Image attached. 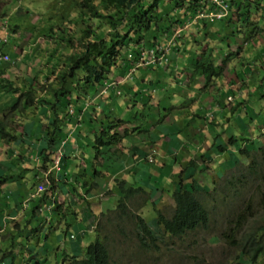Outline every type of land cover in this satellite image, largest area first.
I'll return each mask as SVG.
<instances>
[{
    "label": "trees",
    "instance_id": "1",
    "mask_svg": "<svg viewBox=\"0 0 264 264\" xmlns=\"http://www.w3.org/2000/svg\"><path fill=\"white\" fill-rule=\"evenodd\" d=\"M160 1L165 3L169 2L173 5V11L170 15H167L168 12L158 11ZM7 4V0H0V19L7 13ZM63 8V13L60 12V25L68 26L69 23L74 24L78 20L79 22H84L86 28L83 32V36L79 39V44H81L85 38H88V42L80 48L79 52L71 54V56L68 58L66 57L67 59L65 60L63 59L64 64L60 68H63L64 70L57 75L60 79V85L52 89L58 95L65 94L66 90L70 93L76 92L77 96H85L88 93L94 94L95 91L93 90L101 87L111 72L114 71L113 75L115 74V66L121 64L120 60L122 61L125 58L124 56L130 53L134 45L143 43L146 40L145 35L147 31L148 33L151 31L157 32V39H159V36L162 37V32H169L171 27L175 25H184L189 20L194 19V17L200 12L206 14L204 18H201V24L203 26L202 31L208 29V31L204 33V36L210 35L209 30L211 32H213V30H220V32L223 33L226 45L229 48L231 43L228 38H231L232 36L234 37L235 32H239L234 29L237 28L238 24H240L241 27L248 29L247 34H256L259 31L258 28H262L261 23L264 25V0H78V2H75L68 12L65 10V7ZM180 9L183 11L181 15L177 11ZM156 11H158V13ZM162 15L167 18L164 19ZM209 15L212 17L210 18ZM254 16L257 21H253ZM233 18H235L236 21H233ZM163 21L165 23L162 27L160 23ZM258 21L259 26L257 25ZM192 28L194 30L197 29V31H201L198 30L199 26L194 25ZM62 30L63 32L65 31V29ZM65 33L67 32L65 31ZM68 34L70 35L69 39H72L73 37L71 36V33L68 32ZM245 36L246 33L243 34V37ZM208 37H211V35ZM153 39H156V37H153ZM71 41L72 40H70V42ZM192 41L195 43L193 39ZM190 45L195 48L193 44ZM7 49L8 47L6 46V42L0 41V50L5 52ZM193 50L194 51L191 50L190 62L188 64H183V66H181L182 68L175 70L177 74H181L186 68H190L193 71V75L189 78L197 76L199 79L203 75L211 77L218 76L222 73L223 67L218 66L221 59H217L216 56H214L216 52L214 44L203 47L200 50ZM200 51H202L201 54L197 55ZM38 56L39 54H36L32 59H35ZM232 57L235 58L234 55H223L221 65H226L227 63L230 65L233 61H238L236 58L233 60ZM170 58H172V55H170ZM56 59H59V57H56ZM236 67L237 64L232 68L233 72H235L234 74L238 79L242 80L243 77L241 76V72H238L239 70L241 71L242 68L238 66L237 68H239V70L236 72ZM171 73L172 70L170 71L169 68H166L164 73L160 76L147 78L144 82L150 84V87L157 86L161 84L163 77L165 81V78L167 79ZM68 75L70 76V79H65ZM66 81L67 84L64 85V82ZM197 83L198 81L194 84L196 85ZM137 90L143 91V86L140 85L137 87ZM139 91H136V93L135 90L132 91L131 97H129V95L123 90L110 87L107 93L108 97L115 94L118 99H121L122 101H129L126 106L128 108H135L139 106L142 101L141 97L138 96L141 95L142 92ZM35 99L38 98L32 94H28L26 102L21 106H19V102H13L12 106L7 104V106L0 107V149L1 145L3 146V149L6 148L5 157H0V163H8V166H2L6 169L8 167V173L0 178V185L9 183L10 180L21 181L23 178V173H16L12 169V167L17 166L19 163L20 165L23 164V167H26L27 163L24 159L23 151L20 150L15 152L13 150V146H17V148H21V146L16 144V139L13 135H9V133L4 131V127H9L10 129L15 130L12 124L15 118L19 116L17 113H23L27 107H31L35 103ZM82 106H85V103L78 104L76 108L77 113H81ZM88 110L93 114L95 107L92 105ZM135 118L138 119L139 116L135 115ZM123 122L128 121L115 119L109 123V126L106 129L99 133L97 141L99 140V146L101 149H98L96 154L102 152L105 147L108 151L109 146H113L119 142L120 139L118 137H120V135L116 133V128ZM224 122L225 121L222 123ZM130 126V129L127 130L129 132H136L135 127L133 125ZM65 128L66 127L63 125V122L56 115V117L48 123V140L46 148H38V150L32 149L35 156L39 154V160L41 163L40 167L42 169H47L51 166L50 156L52 155L56 144L67 136ZM230 128L231 127L229 125L228 130H230ZM231 132L232 133L230 134L228 140L221 136L220 133H217L213 136L215 139L211 144V148L212 146L215 148V154L219 158L228 151H233L236 153V156H242V159H240L239 162L232 161V158L229 161L228 159L221 161V164H223L226 170L224 174L229 173L227 185L221 190L222 195H225L227 199H232V189H240L241 194L248 190L253 183H255V179H253V177L261 178L263 180V185L258 184L256 185V188L258 190L264 189V175L259 176L254 172V168L257 164L256 159H252L247 163L248 169H250H246L247 172H243L242 170L235 171V173L231 172L236 168H242L240 163L246 164L248 158L247 154L255 152L259 148L256 147L255 149H249L251 142L254 140L251 139V137L247 139V135L245 136L244 130L240 129L239 132L233 130ZM6 136H9V139H5ZM237 139L241 140L240 147L236 144ZM173 141L176 140L173 138ZM79 142V148L81 147V149H84L85 145L83 140L80 139ZM138 149L139 145L132 147V152L129 157L135 158V156H137L136 153ZM65 150L66 148L63 153L64 163L61 161L62 167L58 170H52L48 175L42 174L39 182L31 184L32 190H34L38 185H42L44 187L39 194L40 198L46 197L49 193L54 191L64 193V183L68 184L71 181H76L74 175L75 167L78 170L79 177H81L86 186V191L88 189L91 190V185L95 182V178L100 175L101 168L96 164L91 162L89 163L88 158L83 154H80L79 158L78 154L75 155L71 150L69 152ZM76 158H79V160L76 161ZM102 158L104 161L107 160L106 157ZM68 159L70 166L67 168ZM105 163L106 164L103 165V170L109 172L110 165H107L109 164V161ZM119 163L125 164L124 160H119ZM87 164H89V169L91 170L90 172L85 169ZM142 165H144L143 162ZM190 165L191 171H186L187 173L185 172V176H183L184 178L180 177L182 179V185L181 183L180 185L177 183L176 188L174 187L171 191V197L174 200V204L169 216H166L161 210L157 209L155 211L156 214L153 221L155 226H150L141 215L133 214V212L130 214L126 204L124 203L125 198L133 197L137 194H139L141 198H144V192H142L143 188L141 186H136V184L134 185L131 183V185H128L124 183V185L122 184L123 186L121 185L118 190L115 191L121 193L115 203V209L119 210L121 218V224L117 225L118 228L113 230L108 227L105 222H101L99 225L97 223H95V225H88L90 229L94 226V229L99 231L98 238L90 243L88 251L82 254L81 257H77V254L74 255L72 253L67 255V253L63 251V257L59 263L112 264L111 249H116L118 245L123 243L128 244L132 239H135L138 243H136L137 249L132 255V264H141L139 258L142 257L143 254L149 255L160 250L173 249L174 246L172 244L170 246L167 245L174 237H182L188 232L202 226L207 227L209 224V211L204 203V194L208 193V190L203 187L199 188L195 186L194 180L192 181L191 186L183 184V181L185 182L188 179H193L192 177L194 176L196 169L195 161L190 160ZM123 168L129 173L132 171V169ZM203 169H206L209 173L211 171L215 172L214 168H209L207 165L204 166L202 170ZM93 174L94 182L92 183L90 175ZM26 178H28V176ZM215 181L216 180H212V182ZM60 182H63V184L60 185ZM150 183L154 185L153 181H150ZM160 190L162 189H160L159 186H155L153 193L151 195L148 194L146 198H157L158 195L161 194L158 193ZM77 194L79 197L82 196L78 192ZM69 195L72 196V193L69 192ZM105 195L112 196L108 192H106ZM221 198L222 196L218 195L214 198V200L219 201ZM233 201L236 203L238 202L237 200ZM44 208H46V210L48 209L46 206H44ZM241 209V211H238V218L235 219L238 227H241L244 224L245 219L250 216V213L245 205H241ZM40 212H42L41 205L34 207L32 209L31 216L25 218L24 225L22 224L21 226L20 223L19 225L15 224V228L19 232L23 231V227L28 224L30 225L33 221V217H40L43 215V213ZM105 214V211L101 212L100 210L99 214H93V216L96 218L98 216L102 217ZM125 217H127V219ZM131 218H133V222L135 220L134 229L127 231L126 227L128 226V222L131 221ZM44 220L52 221L54 219H51L48 216L42 217L40 223ZM5 231H9V229H2L0 227V240H3ZM108 231L110 233L117 232L121 235V237L119 240L110 238L105 235ZM64 233H66V231H64ZM130 235H133L134 238H131ZM223 236L225 240L227 238H231L232 241H235L236 238L239 239V241L236 242V250L244 255L246 264H256L257 262L264 264V259H260L264 254V226H261L260 228L248 229L244 232L240 231V233H238L236 225H229L224 230ZM39 238H41V234ZM116 243H118V245ZM32 252L35 253L33 249Z\"/></svg>",
    "mask_w": 264,
    "mask_h": 264
},
{
    "label": "rangeland",
    "instance_id": "2",
    "mask_svg": "<svg viewBox=\"0 0 264 264\" xmlns=\"http://www.w3.org/2000/svg\"><path fill=\"white\" fill-rule=\"evenodd\" d=\"M7 16L1 20L2 23H6L9 26L12 25H20L21 31L23 33L29 32L34 34V31H30L33 28V25L39 27V25L43 24L44 22L47 23L49 17L52 19L54 18L55 21V29L60 30L63 28L60 25V15L65 7V10L68 12L70 8L75 4V2H78V0H7ZM60 7V10H59ZM173 5L165 2L160 1L159 2V10L161 12H168L167 15H170ZM19 8V10H17ZM158 11H156L158 13ZM179 14H182V10H177ZM164 19L167 17L162 15ZM255 16L253 18V21L255 20ZM233 21H236L235 18L232 19ZM202 19L200 18V24ZM164 21L160 23L162 27L164 26ZM70 24V23H69ZM71 29L70 32L73 33L74 37L77 38L80 36L81 29H84L85 26L81 23L78 24H70ZM212 25V23H211ZM48 26L50 24H47L46 31L48 30ZM59 26V27H58ZM173 27H177L176 25ZM187 27V26H185ZM193 27V26H192ZM191 26L188 28L189 32L195 33L194 29ZM203 28V26H202ZM210 29V27H209ZM208 29L205 31H202L201 34L197 37L199 39L197 42L194 41L193 43L192 39H188L187 34L186 39L188 42L186 43V46H189L190 44H193L194 47L197 45H201L202 43L200 41H204L205 43H209L211 40L216 41L215 49H219L215 52L214 56H216L217 59H220V57H223V55L227 53H232L233 50L226 45V41L224 38L223 33L220 32V30H213L211 32L209 30L210 35H212L209 39L208 35L204 36V33H206ZM216 32V33H215ZM264 32V30L262 31ZM157 32L151 31L148 33L146 32L145 39L146 44H149V39L152 36H157ZM198 33H196L197 35ZM0 37H4V31L0 30ZM30 37V35H29ZM160 38V36H159ZM193 38H195L193 36ZM230 43H233L235 39L228 38ZM162 40V39H161ZM241 40H238L237 43L241 44ZM201 43V44H200ZM161 44V42H160ZM54 44H52L53 46ZM252 44L250 43V46ZM259 46L256 47V49ZM17 48H21V45H17ZM72 47H65L63 45V50L65 53L72 52ZM172 49V48H171ZM173 51H176L175 48L172 49ZM182 48L177 47L176 55L182 53ZM39 54L43 55L40 59H46L47 55L45 53V49L43 47L39 48ZM253 55V50H250L249 52L246 51V48L243 46L241 48L240 52L237 54L236 59L238 61H233L232 64H223V71L218 79H215V84L217 85V89H225V86L229 79H231L234 75L233 73V67L237 64V67L239 66L240 61H244L246 58L249 57V55ZM172 55V53H171ZM251 55V56H252ZM170 58V55L165 57V59ZM39 59V58H38ZM59 59H67L66 56H60ZM165 59H161L158 61V65L156 68H161L163 61ZM234 60L235 58L232 57ZM184 60V59H183ZM263 60V59H262ZM187 61V60H185ZM248 62L256 63L260 65L263 62H259L258 59H250ZM221 63V60L220 62ZM236 63V64H235ZM1 67H6L7 64L5 62H0ZM221 66V65H219ZM236 67V68H237ZM182 68V67H181ZM171 69V68H170ZM11 70L12 75L14 78H19L21 76V71L9 67L6 69V71ZM174 74V69L172 68ZM187 71L190 72V68H187ZM57 72H61L60 70H57ZM148 74L154 75V73L148 72ZM151 75V76H152ZM244 75V74H243ZM249 74L247 75V77ZM251 80L257 81L256 75H254ZM5 81L4 77L1 75L0 72V104L6 102L9 106H12L13 100L16 97H12V94L8 93V91L2 89L1 83ZM19 82L18 85H21L22 81L19 79L17 80ZM201 82H204V78H200ZM263 84L257 87V97L254 95L252 98L253 103L250 104L249 109L247 111L240 110L235 111L233 113H230L227 109H223L224 113H218L217 114V120H222L224 116L232 115V125L230 126V131L233 130H239V127L241 130H244L245 136L251 137L254 141L251 142L249 149H255L259 141H264V133H261V130L264 131V78H263ZM16 84V83H15ZM250 91L253 89L252 85H249ZM58 87V81L52 80L51 82H39L37 83L35 90H41L44 89L45 92H50L53 88ZM244 88H247L246 82L242 85L241 88L238 89L239 93L241 95L244 94ZM215 91L212 90V87H208L204 90V92L199 93L198 95L195 93H190L188 90L185 89L186 94L183 95L184 100L187 101L188 104L186 106L190 105V108L198 107L200 104H203L204 106H207L209 104H215V102L211 98V93ZM48 93L47 96L52 99L51 95ZM195 95V96H194ZM176 97L177 99L174 101L173 104H177L180 97L176 95H172ZM194 96V97H193ZM222 98L225 97V95L221 96ZM76 94L73 95V100H75ZM146 99V98H145ZM65 101V99H64ZM118 104L120 106V111L122 112L123 116L130 117L134 114H137L140 116V114L146 112V109H135L132 110L131 108H126L125 105L122 103L121 99H118ZM147 102V99L144 101V103ZM56 103V102H55ZM53 103L54 107L58 109L56 104ZM234 104V103H233ZM232 102L228 104V107H231ZM7 106V105H6ZM117 107V104H116ZM30 110V107H28ZM25 109V108H24ZM114 110L115 108L112 106V104H107L102 106V117L99 119V121L102 123V125L105 127L108 123H111L114 121ZM118 110V107H117ZM23 111V110H22ZM119 112V111H118ZM30 112H25L24 116H17L13 122L14 128L19 130L21 132L22 123H24V118L28 119ZM182 112H172L169 113L167 116L165 115L163 117L162 125L164 128H167L168 122L173 121L176 118H179L182 116ZM89 118L91 117L89 113L86 114ZM44 121L41 123L47 124L48 119L43 118ZM40 123V124H41ZM175 122H171L170 124H173ZM63 125H65L63 123ZM130 125H133L135 128L138 126L137 120H130L128 122L121 123L116 128V133L120 135L118 137L123 142V146H121L119 149H125V145H129V148H132L134 146L139 145V149L141 154L144 153V151L149 149V146L151 147V153L152 154H159L160 157L158 159H155V164L148 170L144 171V173L140 172L138 173L140 167L138 165V159L139 156H136L135 158H130L129 156L124 158L125 166L127 169H134L130 173L125 170V174L122 175V179L126 180L128 185L136 184V186H141L143 188V191H146L152 186L148 183V177L151 175L152 170H156L155 174L159 173L160 176H164L163 178H160V180H155L156 183H158L159 188L161 187L162 190L158 191V193H161L160 196L157 198L148 199V202L144 204V206L138 205L136 202L137 195L133 197L125 198V204L130 212V214H137L141 215L146 222L150 226H155L154 219H155V211L161 210L166 216H169L171 214V209L173 207V199L171 197V191L174 189V183L171 185V182L175 179L182 176L183 171L186 170V168L190 165V160H194L196 166L198 167L197 171H195L193 179H188L184 183L188 186H191L192 181H195V186L199 188H205L208 190V193L204 194V203L206 208L209 211V224L208 226L199 227L193 231L188 232L187 234L183 235L182 237H174L171 242L167 245L170 246L171 244L174 246L173 249H165L160 250L157 252H154L152 254H143L142 257L139 258L141 264H246L245 257L242 253H239L236 250V242L239 241L238 238L235 239V241H232L231 238L224 239L223 232L224 230L229 226L236 225L238 228V233L240 231L244 232L248 229L253 228H260L261 226H264V189L258 190L256 188V185H263V180L253 177L255 179V183L246 190L243 194H241V190H235L232 189V199L226 198L225 195H222V189L226 187L227 181L229 180V173H226L225 167L223 164H221V161H224L226 159L232 161L239 162L240 159H242V156H236V153L233 151H228L226 154L221 156L220 158L218 156H215L213 149L211 148V152L208 151V144L210 145L211 138L205 134L198 132L196 130L188 129L189 133L193 134H200V137H193L192 135H183L185 144H189L188 151L185 153L181 150H179L177 147L179 146V143L177 141H171L170 139L167 140L166 143L163 144L162 148L158 150L160 143H148L145 139L138 137L137 132H129L127 129H130ZM46 126V125H45ZM24 128V125H23ZM170 130L173 129V126H168ZM205 129V127H204ZM24 133V129H23ZM164 129L158 130L157 134L163 135ZM261 133V134H260ZM74 135L77 138V141L79 143V140L85 141L87 139L86 135L83 133H74ZM203 135L204 137H202ZM206 136V139H205ZM207 136L209 138V141L207 139ZM42 140V138H41ZM262 140V141H261ZM45 139L43 141H40L41 146H45L44 143ZM78 143L75 144L73 147L68 148L65 145L66 151H72L75 155L78 154L80 158V148L78 147ZM18 145V143H16ZM196 146L194 150H192L191 145ZM228 144V143H227ZM236 144L238 147L241 146V140L237 139ZM22 148V149H21ZM17 148V146H13V150L15 152L22 150L23 153H28V144L25 145V147ZM205 148V149H204ZM206 157L202 156L200 157L197 153H204L206 152ZM259 149H257L255 152H250L247 154V162L246 164L240 163L242 165V168L239 167L231 171L232 173H235V171L242 170L243 172H247L248 165L247 163L250 162L253 159L257 160V164L254 168L255 174H258L259 176L264 175V160L259 159L257 157V154L259 153ZM138 152V151H137ZM196 154V155H195ZM116 158L109 157L107 160L113 164ZM68 165L67 168L70 166L69 159L67 160ZM26 167L30 169V171L34 170V167L36 166L37 162L33 159V157H29L26 160ZM8 166L6 163H0V169H2V173L0 174V178L7 174V169L2 168V166ZM211 167L215 169V172L207 171L206 169L200 170L201 167L204 168V166ZM86 171L89 169V164L85 167ZM247 169V170H246ZM18 171L23 172V169H19ZM91 170L89 169V172ZM103 171V170H102ZM181 171V172H180ZM103 173V172H102ZM74 175L76 181H71L70 183L66 184L64 183L63 190L66 194L68 192L72 193V196H69V198L77 199L79 198L77 192L79 194L86 191V186L84 185L83 180L78 175V170L75 167L74 168ZM31 175H29L30 177ZM92 183L94 182V174L90 175ZM185 176V175H184ZM211 176V177H210ZM158 177V176H155ZM217 177H221V179L216 180ZM108 178V179H107ZM184 178V177H183ZM215 178V179H212ZM211 179V180H209ZM212 180H216L215 182H212ZM99 181V182H98ZM103 182H106L110 186V190L108 193L114 192V187L118 184L117 180L112 177L111 170L107 174L106 178L103 180L100 177L95 178V184L98 186H103ZM130 182H132L130 184ZM25 183V184H24ZM24 183L21 181H11L7 185V187L0 189V194H3L6 191V194L8 197L10 196V204L13 209H15V212L18 214V218L22 221L24 225V217L27 216L25 211L31 216V212L34 206L39 204V196L35 193L32 196H30L31 200L30 203L25 206L26 210H22L21 208V200L22 198H27L30 193L32 192L31 189V182L24 180ZM210 183V184H208ZM63 182H60V185H62ZM208 184V185H206ZM127 185V186H128ZM119 186V185H118ZM1 188V187H0ZM77 192H76V190ZM157 193V194H158ZM121 194V193H120ZM120 194H113L112 196H106L103 195V201H106V206L104 209L100 207L101 212L105 211V215L100 217H94V220L92 221V224L95 225L97 223L98 225L101 222L107 223V226L110 227L113 230H116L118 227L117 225L121 224V218H120V212L119 210L115 209L116 206V200L119 198ZM218 195H221L222 198L217 201L214 200L215 197ZM146 197V194L143 195ZM99 200V198H98ZM233 200H237L238 202H234ZM46 205V201L44 202ZM83 203H86L84 201ZM245 205L247 207V210L250 213V216H248L245 219L244 224L241 227H238L236 224L235 219L238 218V211H241V205ZM47 206V205H46ZM48 206H51L53 208L54 204L52 201H48ZM42 213L45 212V215H42L40 217H33V221L30 223V225H26L23 227V231L19 232L17 229H9V231H5L3 235V240H0V264H60L59 262L62 260L63 257V251L67 253V255H70L71 250H74L72 254H77V257H81L82 254L86 253L88 251V247L90 246V243L93 242L95 239L98 238L99 231L93 229H87L86 232L84 231L85 224L81 225V230L77 227H72L71 233L76 237V239H70L68 237H65L64 235V228H59L57 225L58 222L61 220L54 218L52 220L53 222V229L52 231L48 232V227L45 228L46 223L43 225L40 224V221L42 220V217L48 216L51 217V211L52 210L44 208V206H41ZM91 213V212H90ZM100 212H98L99 214ZM127 219V217H125ZM69 220V218H68ZM97 220V221H96ZM111 221V222H110ZM135 220L133 222V218H131V221L128 222V226L126 227L127 231H131L134 229ZM3 227H6L3 225ZM32 228V229H30ZM45 228V232H44ZM43 231V232H42ZM106 233V232H105ZM32 234H36V236L33 238ZM41 234V238H39ZM243 234V233H242ZM241 234V235H242ZM45 235H47L45 237ZM110 238H115L116 240H119L121 235L119 233H106ZM31 236V237H30ZM29 237V238H28ZM55 237L58 239L55 241ZM131 238H134L133 235H130ZM26 243L29 245L33 243V245L36 247L33 249L35 253L32 252V248L26 249ZM137 241L135 239H132L128 244H120L116 243L118 246L116 249H111V259L112 264H132V255L137 249ZM75 246V247H73ZM36 258V259H35ZM260 259H264V254ZM262 261V260H261ZM138 264V263H137ZM256 264H260V262H257Z\"/></svg>",
    "mask_w": 264,
    "mask_h": 264
},
{
    "label": "clouds",
    "instance_id": "3",
    "mask_svg": "<svg viewBox=\"0 0 264 264\" xmlns=\"http://www.w3.org/2000/svg\"><path fill=\"white\" fill-rule=\"evenodd\" d=\"M19 10V8L17 9ZM7 16V13L5 14V16H3L0 19V30L4 31V37H0V41L2 42H6V46L8 47V49L3 52L0 50V62H5L7 64L6 68L12 67V68H17L20 66V62L25 61L26 63L28 62L27 60H23L24 56L27 55L28 58L27 59H32L36 54H39V48L43 47L45 49V53L47 55L46 59H40L41 57H43V55L39 54L38 57H36L33 60H37L36 61V67L37 70H39V74H37L34 79L31 80V82H35L36 85L39 82H51L52 80H57L58 81V86L59 84V78L57 77V75L59 73H61L64 69L60 68L61 66H63V59H56V57H60V56H66L67 58L69 56H71V54L75 53V52H79L80 48H82L87 42H88V38H85L81 44H79V39L83 36V32L86 28V25L84 24V22H79L76 21L77 26L79 23L83 24L85 26L84 29H81L80 31V36L75 38L73 33L70 32V29L72 28L71 25L68 24L67 25H61L63 28H61L60 30H56L55 29V21L54 18L52 19L51 17H49L47 23H43L41 25H39V27L33 25V28L30 31H34L35 33H29V32H25L23 33L21 31V26L20 25H12L9 26L6 23H2L1 20L3 18H5ZM206 16V14H203V12H200L198 15H196L194 17V19L189 20L188 22H186L184 25L180 26L177 25V27H171L169 32H162V37H160L159 39H157V36H152L149 39V44H146V40L143 43H138L135 44L133 49H131L130 53H128L126 56H124L125 58L120 62L121 64L115 66V74L113 75V72H111L108 76V78L104 81L103 85L99 88H97L94 94H90L88 93L85 96H77V93H70L69 91L66 90V93L63 95H59L57 97V103L60 104L59 99L60 98H65L64 103L65 104V114H71V115H76L75 116V126L73 128V132L70 131V129L65 128V132L67 134V136L65 138H63L61 141H59L55 148L54 151L52 153V155L50 156L51 158V166H49L47 169H42L40 160H39V154L37 156H35L32 153V149L33 146L32 144H28V152L30 154L29 157H33V159L37 162L36 166L34 167V170L31 171L32 174H30L31 176L29 177V179H31V183L33 182V175L37 176V182H39L40 176L42 174L48 175L52 170H58L60 169L61 166V161L62 163H64V149H65V145L66 144H71V146H74L75 144L78 143L76 136L74 135V133H83L84 135H86L87 139L85 141H83L85 147L84 149H81L80 147V151L81 154L85 155L89 162L96 164L97 166H99L101 168L100 174L103 172V165L106 164L105 162H107L108 160L104 161L102 157H106L107 159L109 157L114 158L113 155L111 154V152H113L116 148H118L119 144L122 141L117 142L115 145L113 146H109V150L107 151V148L105 147V149L102 150V152H100L99 154L97 153L98 149H101V147L99 146V140L98 136L99 133L101 131H103L104 129H106L109 126V123L104 127L102 125V123L99 121V119L102 117V106L107 105V104H111L112 102V98L117 99V96L114 94H112L110 97H108V93L107 91L109 90L110 87H115L118 90H123L124 92H126L129 97H131V92L135 90H137L136 88V75L139 73V69L140 68H151V69H156V66L158 65V61H160L161 59H165V57H167L168 55H170L171 52V48H175L177 51V47H181L182 50L184 47H186L185 44V40H186V34L189 35V30L188 28L190 26H199L202 24H200V18H204ZM218 16V15H217ZM209 17L211 18L212 16L209 15ZM88 23V22H87ZM47 24H50V26H48V30L46 31V27ZM237 24V23H236ZM257 25L259 26V21L257 23ZM262 28L259 27V31L256 34H247V28L245 27H241L240 24L237 25L236 29L237 31H239L238 33L235 32V40H241V44H239V46L241 48L246 47V45L249 42H254L256 41L255 39L264 36V32H262L264 30V25L261 23ZM187 26V27H185ZM68 27V28H66ZM155 27V26H153ZM156 28V27H155ZM62 29H65V31L67 33H65V31L63 32ZM190 29V28H189ZM71 33V36L73 37L72 39L70 38V35L68 34ZM195 32V31H194ZM199 32V31H198ZM246 33V36L243 37V34ZM195 36V33H191ZM30 35V37H29ZM153 37H156V39H153ZM162 39V40H161ZM70 40H72L70 42ZM194 41H198L197 38H193ZM161 42V44H160ZM21 45V48H17V45ZM52 44H54L52 46ZM63 45H65V47H72L73 51L70 53H65L63 50ZM233 43H231L230 48L233 50V52L227 53V55H234L235 58L237 57V54L240 52V50L238 49V46H234L233 47ZM189 48V52L194 51L191 45L188 46ZM197 50V49H196ZM149 51L153 52L156 56V58L154 57H150ZM176 51L174 53H176ZM189 52H188V56H189ZM61 53V54H59ZM145 53V55H143ZM198 55V54H197ZM39 58V59H38ZM169 59H165L163 61V64L169 63ZM223 59V57H222ZM221 59V62H222ZM65 60V59H64ZM119 62V63H120ZM221 65V63L218 64V66ZM121 67H124L123 73H119L118 69ZM222 66V65H221ZM181 68V67H180ZM45 69H49V73L43 75V73L45 72ZM170 69V68H169ZM179 69V68H178ZM57 70H60L61 72H57ZM237 70H239V68H236V72ZM171 71V69H170ZM173 72V71H172ZM175 72V70H174ZM234 73V72H233ZM172 74V73H171ZM182 75H185L186 78L185 80H180L182 78ZM191 75H193V71L190 69V72L187 71V68L181 73V74H177L176 72L174 74L171 75V77L168 76L166 83H168V87H167V91L169 92L168 96H172V95H178L180 97V92L176 89V86L178 84H186L189 85L191 87H193V91L190 93H197V95L199 93L204 92V90L208 87H212V90H215L211 93V98L212 100L215 102V104H209L207 106H204L203 104H200V106L198 107H193L192 109L190 108V105L188 106H184L182 107L178 102L177 104H173L174 102H171L169 99L165 100V101H161V93L159 90H161V87H157L154 86L152 88L150 87H143V91H139L142 92L143 95H145L147 97V102L144 103L141 101V104L135 108H131L132 110L135 109H146V112L140 114L139 118L136 119L134 114L130 117L127 116H123L122 114H120L117 110V107L115 104H112V106L115 108L114 110V120L115 119H123L124 121H129L130 120H137L138 121V126L135 128L136 132L138 133L137 136H139L140 134H143V139H145L148 143L153 144L155 142L160 143V146L158 148V150L161 148V146L167 142L168 139H170L171 141H173V138L179 143V146L177 147L179 150L183 151V152H187L189 149L187 146H190L189 144H185L184 138L182 136V134L185 135H192L193 137H200V134H193V133H189L188 129L191 130H196L198 132L201 133H205L207 134L210 138H211V142L210 145L208 144V151L211 152V144L213 143L214 139L213 136H215L217 133H220L221 136H223L225 139H229L230 134L232 133L230 130H228L229 125H232V115L229 116H224L222 118V120H217V114L218 113H224L223 109H227L230 113H233L235 111H240V110H245L247 111V109H249L250 104L253 103L252 98L254 97V95H256L257 97V87L258 85L260 86L261 84H263V78L261 80H257L255 82V85H253V83L251 84L253 86V89L251 90V93L249 95H245L243 98V95H241L239 93V91L237 90H222V89H217V85L215 84V79H218L219 76H206L203 75L201 77L204 78V82L200 81V78L198 79L197 76H193L192 78ZM235 75V74H234ZM241 76L243 77V73L241 72ZM180 78V79H179ZM16 80H13V86L16 89H20L23 90L25 85H27V80L26 79H21V78H15ZM21 80L22 83L21 85H18L19 82L17 80ZM65 79H70V76H66ZM175 79H178L177 81ZM198 81V83L195 85L194 83ZM16 83V84H15ZM67 84V81L64 82V85ZM247 84V88H249L248 84L249 81L246 82ZM35 85V87H36ZM227 85V84H226ZM32 86V84H31ZM139 87V86H138ZM146 88V89H145ZM159 88V89H158ZM247 88H244V90H246ZM2 89L9 91L6 87L2 86ZM250 89V88H249ZM44 90V89H41ZM132 90V91H130ZM40 91V90H38ZM48 93V92H47ZM51 96H54L53 94H56L54 92V90H50V92L48 93ZM76 94V98L75 100H73V95ZM58 95V94H56ZM225 95L224 98H222L221 96ZM66 96V97H65ZM139 96V95H138ZM195 96V95H194ZM193 96V97H194ZM19 97V96H18ZM181 99H183V97H180ZM232 102V106L228 107V104H230ZM63 103V104H64ZM85 103V106H82V111L81 115H78L77 112L75 114V110L78 106V104H83ZM126 103H129V101H126ZM56 104V103H55ZM186 104H188L186 102ZM94 106L95 107V111L92 114L90 111L89 113L91 114V118H90V123L87 124L85 123L84 119L82 118V115L85 113V111H87L89 109L90 106ZM76 106V108H75ZM203 108H206L205 111H202ZM182 112V116L179 118L174 119L171 122H175L173 124H170L171 122H168L167 128H164L162 125L163 122V117L166 115H168L169 113L172 112ZM1 115V114H0ZM65 115V116H66ZM63 123L65 121V117H62L61 120ZM92 121V123H91ZM223 121H225L224 123H222ZM50 123V122H49ZM65 124V123H64ZM48 126V125H47ZM46 126V129H47ZM66 126V125H64ZM168 126H173V129L170 130L168 128ZM157 127H161L160 129H164V133L163 135H159L157 134L158 130ZM205 127V129H204ZM228 130V132H227ZM4 131L6 133H9V135H13L16 139V143H18L19 146L21 147H25L26 145V139L23 136L24 134L21 132V134H17V130H12L9 127H4ZM237 132L240 131V127L239 130H236ZM230 132V133H229ZM111 133V131H110ZM261 133H264V131L261 130ZM260 133V134H261ZM72 134V135H71ZM202 137H204L203 135H201ZM207 136V139L209 141V138ZM47 140H48V135H46ZM247 139L249 138V136H246ZM75 138V141H74ZM5 139H9V136H6ZM206 139V136H205ZM252 139V138H251ZM38 140L40 142V140L38 138H36L34 141ZM77 141V142H76ZM262 141V140H261ZM37 142V143H39ZM35 143V144H37ZM80 143V142H79ZM78 143V144H79ZM123 143V142H122ZM194 145V144H193ZM191 145L192 150H194V148H196V146ZM80 146V145H79ZM78 146V147H79ZM258 149L260 150L259 153L257 154V157L259 159L264 160V141L260 142L258 146ZM42 148H46V147H42ZM205 149V148H204ZM212 149L214 151L215 154V148L212 146ZM204 152V153H197L199 154L200 157L205 156L206 157V153L208 152ZM45 153V152H44ZM24 154V153H23ZM137 156H139V161L144 163V165H142V169L141 172L144 173V171H148L154 164H155V159H158L160 157V153L159 154H152L151 153V147L149 146V149L146 151V153H136ZM112 155V156H111ZM196 155V154H195ZM216 156V154H215ZM253 159V158H252ZM194 161V160H193ZM147 163V164H145ZM107 165H111V163L109 162V164ZM191 165H189L185 171H183L182 176L183 177L185 175V172H190V167ZM28 168V167H27ZM203 167L200 168V170H202ZM23 169V168H22ZM29 169V168H28ZM198 167L196 166L195 171H197ZM40 170H43L40 173ZM8 171V169H7ZM30 171V169H29ZM25 170L23 169V172H19L20 174H25ZM156 172V170H155ZM181 172V171H180ZM186 172V173H187ZM2 172H0L1 174ZM8 173V172H7ZM138 173H140V170L138 171ZM158 176V177H155ZM117 180V176L113 177ZM160 178H163V176L161 177L159 173L155 174L152 177V174L148 177V183L152 186V188H150V193L148 192V190L143 191L146 196L149 194L151 195L154 191V187L155 186H161L158 183L155 182V180H160ZM164 179V178H163ZM221 179V177H217L216 180ZM261 179V178H259ZM118 181V180H117ZM126 180H123L121 178V180L118 181L117 187H119V182H120V186L124 183L127 184L125 182ZM150 181L154 182V185L150 183ZM175 184L174 187L176 188L177 183H181L182 185V179L179 177L177 178V180L175 181V179L171 182L172 184ZM7 184V183H6ZM183 184L184 181H183ZM5 185V184H4ZM85 185V184H84ZM122 185V186H123ZM39 186L35 187V189L33 190L34 193L36 195H39L40 192L42 190H39ZM0 187H2L0 185ZM181 187V186H180ZM32 189V188H31ZM104 189L106 192L111 191L110 187L109 188H102ZM161 189V187H160ZM87 192V191H86ZM105 192V193H106ZM33 193V194H34ZM102 194L101 196L105 195ZM116 192H112L110 193L111 195L115 194ZM33 194H32V199H33ZM64 195V193L59 192V195ZM69 194V192H68ZM120 194V193H117ZM121 195V194H120ZM157 195V194H156ZM161 195V194H160ZM158 195V196H160ZM84 196H80L79 198L75 199L78 202L83 198ZM68 198V197H67ZM100 199V198H99ZM103 199V197L101 198ZM152 199V198H150ZM173 199V198H172ZM29 200H31V198L29 197L28 199H26L24 202H28ZM103 201V200H102ZM136 202L138 203L139 207L140 206H144V204H146L148 202L147 198H141L139 194H137V199ZM173 204H174V200H173ZM59 205H56L54 203V207H58ZM49 209H53L51 206L48 207ZM3 215V210L0 209V217ZM60 216V214H58ZM68 221V219H67ZM20 225L22 226V221L19 220ZM2 229H4L5 227L0 226ZM32 236H34V234H32ZM31 237V236H30ZM75 237L74 235H71V238ZM29 238V237H28ZM29 249L28 244L26 243V249Z\"/></svg>",
    "mask_w": 264,
    "mask_h": 264
},
{
    "label": "crops",
    "instance_id": "4",
    "mask_svg": "<svg viewBox=\"0 0 264 264\" xmlns=\"http://www.w3.org/2000/svg\"><path fill=\"white\" fill-rule=\"evenodd\" d=\"M198 30L202 31L201 25H199ZM201 31L198 32L197 29L195 30V32L198 33L197 36L191 34V32H190L189 35H187L188 39H193V36L195 38H197L201 34ZM208 36H210V35H208ZM208 36H206V37H208ZM209 38L210 37H208V39ZM230 39H236V38L232 36ZM255 40L256 41H254V42H249L245 47L246 51H248V52L250 50H253V55L250 54L249 57L246 58L244 61L239 62V67L242 68V70L241 71L239 70L238 72H242L244 74L242 80L238 79L237 76L233 75V77L231 79H229V81L227 82V85L225 86V90L231 91L233 89V90L237 91L247 81H249V85H251L252 83H253V85H255L256 81L251 80V78L254 75H256V79H258V80H261L263 78V76H264V36H261ZM187 42H188V40L186 39L185 44ZM200 42L202 44L200 43L201 46L196 47L197 50H200L203 47H206L208 45L216 43V41H214V40L213 41L211 40L209 43H205L204 41H200ZM250 43L252 44L251 46H250ZM233 44H234L233 47L238 46V49L241 50V47L239 46V44L237 43L236 40L233 41ZM257 46H259V47L256 49ZM171 52H172V58L169 59L170 64L169 63L162 64L161 68H156V69H144V68L139 69V73L136 75V78H135V81L137 84L136 88L140 85H142L143 87H145V86L150 87V84H147L146 82H144V80H146L147 78H155V77L160 76L162 73H164V70L166 68H171V70L173 68L174 70H177L178 68L183 66V64H188L190 62L191 52H189L188 46L184 47L182 53L177 54V56H175L176 55V53H174L175 51L172 50ZM188 52H189V56H188ZM201 52L202 51H200L198 53V55H200ZM27 58H28V56L25 55L24 59H23V60H27L28 61L27 63L25 61L20 62L19 63L20 66L16 68V69L21 71V76L19 78L26 79L28 81L27 85H25L24 89L20 90V89L14 88L13 80H16V79L13 77L11 70L6 71V69H7L6 67L0 66L1 75L4 77V80H5L1 83V85L3 87H6L9 90L8 93L12 94V97H16L13 100V102H16V103L19 102L20 103L19 106L23 105L26 102V97L28 94H32L38 98V99H35V103L30 107V110H27V109H29L27 107V109H25V111L23 113H17L19 116L21 115L23 117H26V116H24L25 112H30L29 116H27L30 118H28V119L24 118V123H22L21 132L23 133V129H24V133H23L24 135L23 136L26 139V144H32L33 149L38 150V148L43 149L42 147L47 146V137H46L47 129H48L47 125L53 118L56 117V115L58 116V118L60 120H62V117H65V121H64V123L66 125L65 127L67 129H70V131H72L74 126H75V116L76 115H71V114L66 115L64 113L65 112V104H66V102L64 103L65 98H60L59 99L60 104H59V103H57V101H58L57 97L59 95L53 94L54 96H51L52 99H50V97H48L46 94L47 92H45L44 90H40V91L35 90L36 83L35 82L32 83L31 80L34 79V77L37 74H39L40 71L37 70V67H36V61L37 60L27 59ZM220 59H222V57H220ZM250 59H252V60L258 59L259 62H263V63H261L260 65L258 64V62L251 64V62H248V60H250ZM185 60H187V61H185ZM123 70H124V67L120 66V68L118 69V72L123 73ZM151 71L154 73V75L148 74V72H151ZM47 73H49V69H45V72L43 73V75H45ZM248 74H249V76L247 77ZM171 75L169 77H171ZM185 78H186V76L182 75V78L181 79L179 78V79L185 80ZM166 80L167 79L165 78V81H164V77H163V81L161 82V84L157 85V87H161V90H159L161 93V96H162L161 101H165V100L169 99L171 102H174L177 98L174 96H168L169 92L166 90L168 87V83H166ZM175 80L177 81L178 79H175ZM31 84H32V86H31ZM152 87H154V86H151L150 88H152ZM176 89L180 92V97H183V98H184L183 95H187L185 92V89L188 90L189 92L193 91V87L186 85V84H178L176 86ZM130 91H132V90H130ZM250 93H251V91L249 88L244 90L243 98L245 95H249ZM195 94H197V93H195ZM139 96L141 97L142 102H144L147 99V97L145 95H143V93ZM112 99L113 100H112L111 104H115V105L117 104L118 111L120 114H122V112L119 110L120 106L118 104L117 99H115V98H112ZM45 101H47V102H45ZM55 102H56V106L58 107V109H56L53 105V103H55ZM186 102L187 101H185L184 99H181V98L178 101V103L182 107H184L186 105ZM46 103H51V104H46ZM122 103L125 105L126 108H128L126 106L127 105L126 101H122ZM6 105H7V103L4 102V103L0 104V107L6 106ZM75 108H76V106H75ZM205 109L206 108H203L202 111H205ZM87 113H89V110L85 111V113L82 115V118L84 119L85 123L89 124L91 117L89 118L86 115ZM75 114H76V110H75ZM77 114L81 115L79 113H77ZM90 116H91V114H90ZM43 118L48 119L47 124L41 123L44 121ZM23 125H24V128H23ZM45 125L47 126V129H46ZM13 128H14V126H13ZM159 128H161V127H157V130H159ZM14 129L17 130L16 128H14ZM21 132L19 130H17V134H21ZM138 137L143 138V134H140ZM36 138H38L40 141H43V139H45V141H44L45 146H41L40 143H37V142H39L38 140L35 141V143H37V144H35L33 140H35ZM41 138H42V140H41ZM66 146L68 148L73 147L69 144H67ZM121 146H123L122 142L119 144L118 148H116L113 152H111L113 157L116 159H115L114 163L111 164L109 167V171L111 170L112 177L117 176L118 181L121 180L122 175L125 174V169L123 168L125 166H122L125 164H120L119 160L123 161L124 158L129 156L132 152V148H129L128 144L125 145V149H119ZM162 146H161V148H162ZM5 149H3V146L1 145L0 157H2V156L5 157V154H6ZM146 151H144V153H146ZM67 152H69V151H67ZM138 152L141 153L140 149H138ZM30 153L28 152L27 154H25V153L23 154L25 161L27 160L28 154H30ZM31 154H34L33 150H32ZM3 159H5V158H3ZM40 159H41V157H40ZM76 159H77L76 161L79 160V158H76ZM4 163H6L8 165L7 162H4ZM138 165L140 167L139 170L141 172L142 164L139 161V159H138ZM23 166H24L23 164L20 165V163H19L17 166L12 167V169L16 173H19L20 171H18V170L23 168L26 172L23 175L21 182L24 183V180L31 182V179H29V175L32 173H31V171H29V169L27 167H23ZM2 168H4V167H2ZM7 169H8V167H7ZM88 170L89 169H87V171ZM132 170H134V169H132ZM42 171L43 170H40V173ZM0 172H2V169H0ZM108 173L109 172L103 170V173H101L98 177H100L101 179L104 180ZM151 174H152V177L155 175L154 169L152 170ZM27 176H28V178H26ZM36 181H37V176L33 175V182H36ZM125 182L128 183L127 181H125ZM130 183H132V182H130ZM8 184L9 183H7L5 185L4 184L1 185L2 187L0 189L7 187ZM103 187L109 188L110 186L106 182H103V186H101V187L98 186L97 184L93 183L91 185V190L88 189L87 192L81 193V195L84 197L79 202L75 199L69 198L68 194H66L65 192H64V195H61V194L59 195L58 191H54V192L49 193L46 197H43V198H40V196L38 195L39 196V204L34 206V207H38L39 205H41V206L47 205L46 207H49L48 201H52L53 204L55 203L56 205H59L58 207H54V210L51 211L52 213H51L50 218L54 219L56 217V219L61 220L60 222L57 223V225L59 226V228L65 229L64 230V231H66V233H64L65 237H68L70 239H76V237L71 238V235L73 236V233H71L70 229L72 227L73 228L77 227V228H79V230H81V225L85 224L84 231H82V232H86L87 229H89L88 225H92V221L94 220L93 214H97L98 212H100V210H101L100 207H102V209H104V207L106 206L107 202L101 200V198L103 197L101 195L106 192L104 189H102ZM119 187H120V182H119ZM119 187H117V185H116L114 187V192L116 190H118ZM33 193H34V191L32 190V192L30 193V195L27 198H22V200H21L22 210H26L25 206H27L30 203L29 202L30 200L27 203L24 201L26 199H28L30 196H32ZM10 198L11 197L10 196L8 197V195L6 194V191L3 194H0V209L3 210V215L0 217V226L5 225L6 226L5 228L16 229L15 224L19 225L20 218H18V214L15 212V209H13L11 207V204L9 202ZM98 198H100V199L98 200ZM45 201H46V205L44 203ZM84 201H86V203H83ZM94 205H96L97 207ZM50 210H52V209H50ZM25 213L27 216L24 217V221H25L26 217H30V215L26 211H25ZM40 213H42V212H40ZM58 214H60V216ZM43 215H45V212H43ZM68 218H69V220L67 221ZM44 223H46L45 228H47V227L49 228L48 232L55 229V227H53L54 224L51 220L50 221L44 220L40 224L43 225ZM93 227L94 226H92L91 229H93ZM45 228H44V232H45ZM67 231H69V232H67ZM35 236H36V234H34L33 238ZM46 236L47 235H45V237ZM57 240L58 239L55 237V241H57ZM28 246L33 247L32 249L36 248L33 245V243L29 244ZM73 247H75V246H73ZM73 251L74 250H71V253Z\"/></svg>",
    "mask_w": 264,
    "mask_h": 264
},
{
    "label": "built area",
    "instance_id": "5",
    "mask_svg": "<svg viewBox=\"0 0 264 264\" xmlns=\"http://www.w3.org/2000/svg\"><path fill=\"white\" fill-rule=\"evenodd\" d=\"M148 54H150V57H154V58H156V56H155V54L151 51H149V53ZM143 55H145V53L143 54ZM44 189V187L42 186V185H40L39 186V190H43Z\"/></svg>",
    "mask_w": 264,
    "mask_h": 264
}]
</instances>
